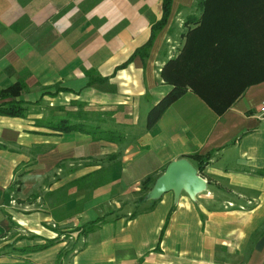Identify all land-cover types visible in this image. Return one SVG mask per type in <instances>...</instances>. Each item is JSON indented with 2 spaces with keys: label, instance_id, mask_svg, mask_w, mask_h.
I'll return each mask as SVG.
<instances>
[{
  "label": "crops",
  "instance_id": "1",
  "mask_svg": "<svg viewBox=\"0 0 264 264\" xmlns=\"http://www.w3.org/2000/svg\"><path fill=\"white\" fill-rule=\"evenodd\" d=\"M197 3L172 0L147 57L129 60L162 0H0V93L21 88L0 104L26 108L0 115L1 264H264V50L254 32L146 126L172 89L160 70L194 35ZM215 86L230 102L222 113L209 104ZM60 120L117 138L61 131ZM179 158L206 190L146 199Z\"/></svg>",
  "mask_w": 264,
  "mask_h": 264
},
{
  "label": "trees",
  "instance_id": "2",
  "mask_svg": "<svg viewBox=\"0 0 264 264\" xmlns=\"http://www.w3.org/2000/svg\"><path fill=\"white\" fill-rule=\"evenodd\" d=\"M171 3L172 0H162L163 14L161 19L152 23L148 40L136 49L129 60L136 55L142 59L147 57L157 32L166 23ZM197 7L201 9V15L195 22L196 27L190 31L194 35L187 37L180 54L168 59L160 70L162 80L171 84L172 89L149 109L146 117L148 128L156 123L168 106L187 92L188 80L201 75L213 76L217 68V54L230 55L234 49L239 48L238 43L241 40L243 41L244 35L254 32L255 39L251 42L254 43L257 51L262 50L261 52H263L264 0H198ZM189 76L190 78H188ZM20 89L18 86H12L3 90L0 96L17 95ZM221 89L223 88H216V86L212 88L215 93L214 99H217V101H210L209 103L218 113H222L230 105V102H223L224 95ZM25 109V106L13 100L0 104V115L22 116ZM54 126L61 131L80 129L91 133L95 138L108 140L117 138L113 131H102L97 128L94 130L92 128L87 129L83 124L71 125L68 120H60ZM148 181L149 179L145 178L142 182L144 191L147 189L146 184ZM103 182L104 178H98V183ZM93 226H95L94 223L86 226L85 232ZM47 245H44V247Z\"/></svg>",
  "mask_w": 264,
  "mask_h": 264
},
{
  "label": "water",
  "instance_id": "3",
  "mask_svg": "<svg viewBox=\"0 0 264 264\" xmlns=\"http://www.w3.org/2000/svg\"><path fill=\"white\" fill-rule=\"evenodd\" d=\"M206 181L187 158H179L168 163L163 173L155 180L146 194V199L157 200L164 193L172 192L177 202L182 192L191 199L206 190Z\"/></svg>",
  "mask_w": 264,
  "mask_h": 264
},
{
  "label": "rangeland",
  "instance_id": "4",
  "mask_svg": "<svg viewBox=\"0 0 264 264\" xmlns=\"http://www.w3.org/2000/svg\"><path fill=\"white\" fill-rule=\"evenodd\" d=\"M263 44H264V42H263ZM263 50H264V47H263ZM260 51H262V50H259L258 51V53L260 52ZM262 55H263V52H262ZM144 121H145V119H144ZM146 191V190H145ZM146 194H147V192H146ZM72 234V232H69V231H67V232H65L64 233V235H65V237H67V238H65L64 237V241L66 242L67 240L68 241H70V238H68L70 235ZM59 235V234H58ZM60 236V235H59ZM79 236V235H78ZM83 236V234H80V237H82ZM62 240V239H61Z\"/></svg>",
  "mask_w": 264,
  "mask_h": 264
},
{
  "label": "built area",
  "instance_id": "5",
  "mask_svg": "<svg viewBox=\"0 0 264 264\" xmlns=\"http://www.w3.org/2000/svg\"><path fill=\"white\" fill-rule=\"evenodd\" d=\"M260 113L264 114V99L261 101V104H260ZM230 205H232V204H230Z\"/></svg>",
  "mask_w": 264,
  "mask_h": 264
}]
</instances>
